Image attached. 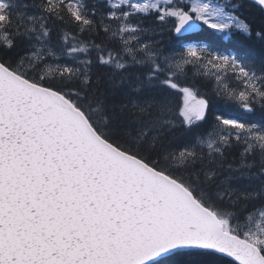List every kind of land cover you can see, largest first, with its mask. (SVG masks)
Instances as JSON below:
<instances>
[{
	"label": "snow or ice",
	"instance_id": "snow-or-ice-1",
	"mask_svg": "<svg viewBox=\"0 0 264 264\" xmlns=\"http://www.w3.org/2000/svg\"><path fill=\"white\" fill-rule=\"evenodd\" d=\"M0 264H264V0H0Z\"/></svg>",
	"mask_w": 264,
	"mask_h": 264
},
{
	"label": "trees",
	"instance_id": "trees-1",
	"mask_svg": "<svg viewBox=\"0 0 264 264\" xmlns=\"http://www.w3.org/2000/svg\"><path fill=\"white\" fill-rule=\"evenodd\" d=\"M220 109L223 111V114L232 116L234 118H240L247 115L242 113L239 109L229 107L223 104L220 105Z\"/></svg>",
	"mask_w": 264,
	"mask_h": 264
}]
</instances>
